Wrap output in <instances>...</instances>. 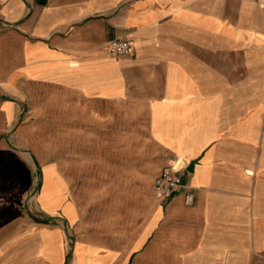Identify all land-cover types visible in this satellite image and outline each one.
I'll return each instance as SVG.
<instances>
[{
	"label": "crops",
	"instance_id": "0c3cea01",
	"mask_svg": "<svg viewBox=\"0 0 264 264\" xmlns=\"http://www.w3.org/2000/svg\"><path fill=\"white\" fill-rule=\"evenodd\" d=\"M260 35L264 0H0V264H73L77 241L91 264H264L261 113L231 87L264 65ZM170 166L184 187L163 202ZM39 167L34 202H10Z\"/></svg>",
	"mask_w": 264,
	"mask_h": 264
},
{
	"label": "rangeland",
	"instance_id": "374dc122",
	"mask_svg": "<svg viewBox=\"0 0 264 264\" xmlns=\"http://www.w3.org/2000/svg\"><path fill=\"white\" fill-rule=\"evenodd\" d=\"M263 53L264 50H259V53ZM115 56V55H114ZM119 56V55H116ZM231 70L233 71L231 74V87L239 91L241 90L242 93H245L246 95V102L248 107H253L257 111L261 113V130L258 132V143L256 146L257 153L260 155V162L258 163L257 172L260 174L262 178H264V65H257V66H247V68L244 71V68H240L238 66H232ZM73 151L75 153H78V148H74ZM42 183V173L41 169L36 170V183L35 185H32L30 190H28V193L21 196H8L9 198H12L10 202H16L21 203L23 200V204L25 200H31V202H34V197L38 190L41 187ZM80 183V179L76 178L73 181L72 186L78 187ZM20 198V200H19ZM26 198V199H25ZM68 228L65 229V235L68 239L71 240V242L68 243V250H70V255L73 250V244L76 235L73 232V228H70V226H67ZM40 251H44L43 246L44 243H41ZM14 247V245L7 246L4 248L5 250H11ZM51 243L49 242V250H51Z\"/></svg>",
	"mask_w": 264,
	"mask_h": 264
},
{
	"label": "bare ground",
	"instance_id": "6f19581e",
	"mask_svg": "<svg viewBox=\"0 0 264 264\" xmlns=\"http://www.w3.org/2000/svg\"><path fill=\"white\" fill-rule=\"evenodd\" d=\"M259 38L264 42V36L260 35ZM255 133H256L255 122L253 121L252 117L248 116L246 127L245 128L241 127L240 131H237V134H239L241 139H245L247 141L253 142L255 139ZM179 147H180L179 149H186L184 146H179ZM181 157L182 156L179 155L178 159L180 160ZM59 188L60 186L57 184V182L53 180V178L45 171L40 198L43 204H45V208L47 210H52L50 204L47 202L53 203L57 200L58 195L56 194V192L59 190ZM65 213L68 216L70 223H74L77 220L76 211L72 207L70 206L66 207ZM44 237L45 234L44 235L42 234V239H44ZM43 243H44L43 249L45 250V252H48L49 242H43ZM73 251L75 255V260L73 264H86V263L91 264L94 261L93 255L95 254V250L89 248L85 250L83 245L78 241L75 243ZM85 251H88L89 252L88 255H90L91 257L85 259L84 256L86 254Z\"/></svg>",
	"mask_w": 264,
	"mask_h": 264
},
{
	"label": "built area",
	"instance_id": "2783aa9c",
	"mask_svg": "<svg viewBox=\"0 0 264 264\" xmlns=\"http://www.w3.org/2000/svg\"><path fill=\"white\" fill-rule=\"evenodd\" d=\"M109 52L119 56L133 53V44L127 39H110L106 42ZM181 187H184L183 176L179 170L172 166L163 168L154 179L155 193L161 201H168ZM186 199L191 200V194H186Z\"/></svg>",
	"mask_w": 264,
	"mask_h": 264
},
{
	"label": "water",
	"instance_id": "95a60500",
	"mask_svg": "<svg viewBox=\"0 0 264 264\" xmlns=\"http://www.w3.org/2000/svg\"><path fill=\"white\" fill-rule=\"evenodd\" d=\"M195 162H196V160H192V161L189 162L188 166L186 167V171L187 172H192L193 165H194Z\"/></svg>",
	"mask_w": 264,
	"mask_h": 264
}]
</instances>
